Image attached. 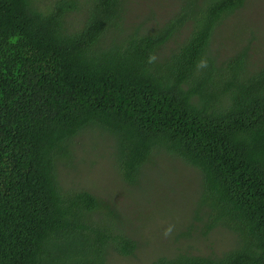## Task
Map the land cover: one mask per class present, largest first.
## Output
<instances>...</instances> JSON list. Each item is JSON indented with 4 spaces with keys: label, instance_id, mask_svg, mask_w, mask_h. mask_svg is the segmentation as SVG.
<instances>
[{
    "label": "trees",
    "instance_id": "1",
    "mask_svg": "<svg viewBox=\"0 0 264 264\" xmlns=\"http://www.w3.org/2000/svg\"><path fill=\"white\" fill-rule=\"evenodd\" d=\"M245 2L180 0L146 26L127 23V0H0V264L134 253L111 203L58 177L96 132L130 185L159 150L199 172L179 237H235L220 255L178 248L149 264H264V64L246 46L219 65L210 47Z\"/></svg>",
    "mask_w": 264,
    "mask_h": 264
},
{
    "label": "rangeland",
    "instance_id": "2",
    "mask_svg": "<svg viewBox=\"0 0 264 264\" xmlns=\"http://www.w3.org/2000/svg\"><path fill=\"white\" fill-rule=\"evenodd\" d=\"M179 1L127 0L123 13L128 24L150 26L167 19ZM246 46L250 63L263 65L264 0H246L240 10L224 19L210 47L221 65ZM99 134H87L77 140L71 162L58 166V177L65 189L86 190L109 201L119 213L120 226L138 243L131 256L110 255L107 264H149L157 256L171 255L178 248L220 255L231 246L234 235L221 228L198 242L178 235L194 223V204L201 203L198 171L159 150L146 163L138 183L130 185L114 167L107 147L109 138Z\"/></svg>",
    "mask_w": 264,
    "mask_h": 264
}]
</instances>
